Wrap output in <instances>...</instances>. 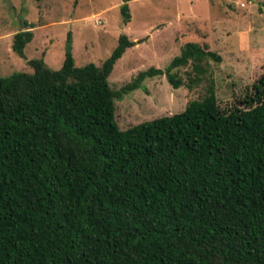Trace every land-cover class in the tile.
<instances>
[{"label":"trees","instance_id":"trees-1","mask_svg":"<svg viewBox=\"0 0 264 264\" xmlns=\"http://www.w3.org/2000/svg\"><path fill=\"white\" fill-rule=\"evenodd\" d=\"M123 23L129 20L120 6ZM25 23L10 49L23 58ZM133 42L119 35L99 66L75 67L70 33L57 70L0 77V264H264V75L221 110L209 85L176 114L126 130L114 100L145 77L215 53L186 43L164 71L111 90Z\"/></svg>","mask_w":264,"mask_h":264},{"label":"rangeland","instance_id":"rangeland-1","mask_svg":"<svg viewBox=\"0 0 264 264\" xmlns=\"http://www.w3.org/2000/svg\"><path fill=\"white\" fill-rule=\"evenodd\" d=\"M123 4L129 14L126 24ZM23 23L31 27L32 39L20 58L10 46ZM68 32L75 67L99 66L121 34L134 43L107 78L114 91L140 72L164 71L186 43L219 58L202 64L197 82H189L195 77L190 65L173 69L180 80L176 89L164 74L145 77L137 89L114 100L119 130L179 113L187 102L200 100L209 85L217 106L227 110L264 75V0H0V77L31 73L30 59L59 69Z\"/></svg>","mask_w":264,"mask_h":264}]
</instances>
